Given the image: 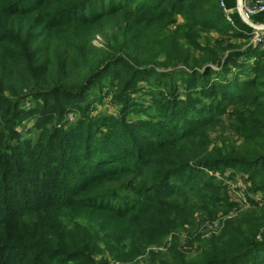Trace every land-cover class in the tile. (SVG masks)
<instances>
[{
	"label": "trees",
	"instance_id": "1",
	"mask_svg": "<svg viewBox=\"0 0 264 264\" xmlns=\"http://www.w3.org/2000/svg\"><path fill=\"white\" fill-rule=\"evenodd\" d=\"M96 1L36 0L33 7L21 9L18 4L9 6L0 0L1 122L11 125L21 113L32 115L23 111L21 105L30 97L43 111L53 115L61 111V103L67 105L69 99L85 97L89 87L105 73L119 76L120 81L124 79L128 88L134 78L148 74L161 77L172 71L193 92L179 104L180 110L187 113L197 106L201 110L194 121V117L189 119L196 127H206L227 108L240 105L227 114L230 123L237 125L233 128L237 139L214 154V166H211L236 167L247 173L249 180L260 179L253 167L254 161H264V119L241 115L248 107L264 110V46H251L242 55L221 58L227 49L222 39L213 46L207 41L205 45L199 43L202 34L210 31L226 38L236 34L250 36L230 24L220 5L216 6L219 0H107L106 8L98 11L95 9L99 1ZM89 4V15H78L77 11ZM178 17L182 22L177 23ZM98 36L103 38L102 47L94 44ZM220 101L225 104L220 105ZM162 106L165 114H173L176 107L167 99ZM3 129L0 125V264H95L93 255L101 250L92 244L94 230L89 224L94 220L101 225L105 219L113 237H119L123 245L133 239L135 226L120 225L129 216L135 218L137 210L92 202L115 195V191L78 198L74 196L79 189L76 183L71 181L68 186L60 183L67 175L59 174L60 168L57 177L44 184L39 176L25 171L27 167H35L29 157L38 153L12 146L10 141L15 138V132H8L10 135L6 137ZM230 131L229 127L225 132ZM178 140L163 138L161 144L145 141L163 152L170 143L181 149L180 153L166 150L176 158V162L169 160L171 166L190 170L192 163L210 165L206 161L211 152H205L204 146L199 153L196 146L177 145ZM100 149L90 144L87 157L94 155L99 164L111 163L107 159L114 156ZM119 151L116 148V154ZM98 173L101 172L89 176L104 183L115 176V172ZM147 175L141 182L142 189L155 187L147 177L159 181V173ZM132 183L133 179L126 177L118 191L130 189ZM210 188L214 194L218 192L216 185ZM20 194L27 197L17 201ZM116 226L120 230L115 231ZM105 244L104 252L114 256L117 252L111 249L109 240ZM259 249H264V240L244 242L234 256L218 257L210 252L197 264H228L239 257L248 258L247 264H264V260L255 258L254 252ZM122 256L126 258L127 254H118ZM107 263V258L102 257L101 264ZM174 264L191 263L181 259Z\"/></svg>",
	"mask_w": 264,
	"mask_h": 264
},
{
	"label": "rangeland",
	"instance_id": "2",
	"mask_svg": "<svg viewBox=\"0 0 264 264\" xmlns=\"http://www.w3.org/2000/svg\"><path fill=\"white\" fill-rule=\"evenodd\" d=\"M98 1L99 6L95 10L106 8L107 0L96 2ZM256 1L264 2L254 0L250 6ZM4 2L9 6L18 4L17 7L26 9L33 7L36 0ZM220 3L217 2L216 6ZM242 3V0L241 4L236 1L235 9L239 13L240 22L247 27L249 37L236 34L226 38L219 36L216 31H210L203 33L199 39L201 45H205L207 41L210 46L222 39L227 49L221 58L242 55L253 46L252 32H263L254 27L256 23L252 19V16L261 13H247L246 16ZM87 6L90 4L80 8L78 15L88 16L90 9ZM227 15L229 17V9ZM180 22L182 19L178 17L177 23ZM102 40V36H98L94 44L102 47ZM119 79V76L112 77L111 72L99 76L89 87L85 97L69 99L67 105L61 103V111L53 115L48 110L43 111L35 99L30 97L21 105L23 111L32 112V115L25 116L21 113L11 125H4L0 119L6 137L10 135L8 132H15V138L10 141L12 146L20 149L25 147L38 153L29 157L35 162V167H27L25 171L33 173L34 177L39 176L44 184H50L57 177L56 172L60 168L59 174H67L59 180L63 186H68L71 181L78 185L79 189L74 196L80 198L113 190L115 195H106L92 202L137 210L135 218L133 215L129 216L120 225L136 228L132 231L133 239L125 245L119 237H113V230L105 225V219L101 225L95 220L89 224L94 230L92 244H95L97 250H101L93 255L95 264H101L102 257L107 258V264H174L181 259L197 264L203 262L204 255L210 252L215 256L228 258L236 255L234 252L244 242H262L264 189L261 188H264V161H254L253 171L260 175V179L255 180H249L248 174L240 172L236 167H225L222 164L212 167L216 152L237 139L233 131L237 125L230 123L227 114H231V110L240 105L227 108L210 125L198 128L191 123L196 115L201 114L198 106L187 113L185 109L179 108L182 100L193 92L182 85L178 73L171 71L161 77L143 75L134 78L128 88L125 87L127 81ZM166 99L176 105L173 114L163 113L165 108L162 103ZM220 103L224 105L225 101ZM242 116L264 119V110L248 107ZM229 127L232 131L225 132ZM163 138H179L177 145L186 148L196 146L199 153H202L201 148L204 146L205 152H211L206 161L210 165L206 166L203 162L192 163L190 170L169 165V160L176 162V158L171 157L166 150L180 153L181 149L170 143L164 147L163 152L159 147L147 145L145 141L161 144ZM239 143L240 140L236 145ZM90 144L101 148L106 152L102 151L104 154L114 156L113 159H107L112 162L104 165L106 162L99 164L94 155L88 158ZM116 148H120L117 154ZM96 172H115V176L110 182L104 183L101 179L93 180L89 176ZM151 172L160 174L159 181L147 177L155 187L149 189L147 186L142 189V180ZM126 177L133 179L130 189L118 191ZM211 185L217 186L216 194L211 190ZM63 194L70 196L67 192ZM25 197L27 196L20 194L16 200L20 201ZM32 200L37 201L35 198ZM120 226H116L115 231L120 230ZM106 240H109L111 249L114 248L117 252L114 256L108 251L104 252ZM122 252L127 254L126 258L118 257ZM254 253L256 260H264V249ZM247 261L248 258L239 257L228 264H247Z\"/></svg>",
	"mask_w": 264,
	"mask_h": 264
},
{
	"label": "crops",
	"instance_id": "3",
	"mask_svg": "<svg viewBox=\"0 0 264 264\" xmlns=\"http://www.w3.org/2000/svg\"><path fill=\"white\" fill-rule=\"evenodd\" d=\"M236 1L238 0H219V2H223L225 4V7L227 9H229V17H230V24L232 26H234V28H236L238 31L243 32V33H247V27L244 26L241 22H240V17H239V13L237 12V10L235 9L236 7ZM244 2V4L246 6H250L254 0H242ZM264 1V0H262ZM253 21L256 23L255 26H257L258 30L260 29L261 31L264 32V15L263 14H256L255 16H252ZM246 29V30H245ZM262 32V35L264 36ZM264 46V45H262Z\"/></svg>",
	"mask_w": 264,
	"mask_h": 264
},
{
	"label": "built area",
	"instance_id": "4",
	"mask_svg": "<svg viewBox=\"0 0 264 264\" xmlns=\"http://www.w3.org/2000/svg\"><path fill=\"white\" fill-rule=\"evenodd\" d=\"M242 5L246 11V16L248 15L247 13H249V14H253V13L264 14V2L256 1L255 4L250 6V8H247V6H245L244 3H242ZM220 7L222 8L223 12L225 13L226 18L230 21L228 15H227L228 9L225 7L223 2L220 3ZM252 42H253V46L263 45L264 44V36L262 34H260L259 32L254 31V32H252Z\"/></svg>",
	"mask_w": 264,
	"mask_h": 264
},
{
	"label": "water",
	"instance_id": "5",
	"mask_svg": "<svg viewBox=\"0 0 264 264\" xmlns=\"http://www.w3.org/2000/svg\"><path fill=\"white\" fill-rule=\"evenodd\" d=\"M238 3L241 4V0H238ZM255 28H258L257 26H254Z\"/></svg>",
	"mask_w": 264,
	"mask_h": 264
}]
</instances>
